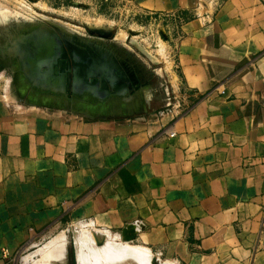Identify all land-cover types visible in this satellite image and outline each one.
Returning <instances> with one entry per match:
<instances>
[{
	"label": "crops",
	"instance_id": "obj_1",
	"mask_svg": "<svg viewBox=\"0 0 264 264\" xmlns=\"http://www.w3.org/2000/svg\"><path fill=\"white\" fill-rule=\"evenodd\" d=\"M125 1L164 22L162 83L132 56L137 93L87 105L0 57V264L64 221L132 226L175 264H264V0Z\"/></svg>",
	"mask_w": 264,
	"mask_h": 264
},
{
	"label": "rangeland",
	"instance_id": "obj_2",
	"mask_svg": "<svg viewBox=\"0 0 264 264\" xmlns=\"http://www.w3.org/2000/svg\"><path fill=\"white\" fill-rule=\"evenodd\" d=\"M0 12L2 13L0 42H11L12 36L21 26L29 27L39 24L49 29H59L61 32L64 29L82 39H88L85 24L109 27L112 33L111 42L116 48H127L131 57L134 56L146 62L147 60L128 44L131 38L137 40L145 51L159 60L155 71L160 77H155V85L164 80L158 68L165 58V53L161 52L163 46L161 40L166 35L164 31L162 32L164 22L161 19L139 15L125 0H0ZM13 26L16 27L11 29ZM6 32L7 35H5ZM27 84L33 88L31 82ZM154 89L159 93L163 91L158 87ZM83 233L92 240L97 238L98 245L107 240L113 245L134 246L139 250H147L144 251L147 259L143 258L142 264H175L154 256L149 248L140 244L135 238L125 241L120 236V232L94 228L85 221H64L45 233L35 235L17 255L13 264H106L103 260V263L101 260H93L89 254H85L86 257L77 256V249L74 248L76 247L75 236L78 238ZM93 236L96 237L93 238Z\"/></svg>",
	"mask_w": 264,
	"mask_h": 264
},
{
	"label": "water",
	"instance_id": "obj_3",
	"mask_svg": "<svg viewBox=\"0 0 264 264\" xmlns=\"http://www.w3.org/2000/svg\"><path fill=\"white\" fill-rule=\"evenodd\" d=\"M84 28L86 36L94 39H82L45 25L36 27L41 35L36 44L31 42L33 38L24 35L21 45L32 43L35 47L29 54L28 63L21 61V64L29 65V76L50 82L53 89L51 94L59 97L69 94L73 101L86 102L87 105L113 104L128 93H137L146 80L131 53L113 45L109 27L85 24ZM17 41L0 42V53L17 49ZM128 44L150 64L159 63L137 40L130 38ZM10 60L13 64L18 59L15 55ZM125 232L127 235H124ZM120 234L124 239L132 240L136 231L128 226Z\"/></svg>",
	"mask_w": 264,
	"mask_h": 264
},
{
	"label": "bare ground",
	"instance_id": "obj_4",
	"mask_svg": "<svg viewBox=\"0 0 264 264\" xmlns=\"http://www.w3.org/2000/svg\"><path fill=\"white\" fill-rule=\"evenodd\" d=\"M1 12H0V15L2 14ZM2 25H4V24H2ZM38 25H32L29 27H24V26L22 27L21 26V28L18 30V32L15 35H13L12 39H11V42L14 39H18V41H17L18 42V44H17L18 48L15 50L10 49L5 53L2 52V53H0V55H3V56H6V55L15 56L16 55L17 59H20L21 61L28 63L27 59L29 58V54L32 53L33 48H35L32 45V43L35 42V44H36V42L41 37V35H39L40 31L36 30V27ZM46 30H49V29H46ZM49 31H51V30H49ZM62 32H64L65 34H69V35L71 34L69 31L64 30V29L62 30ZM24 35H27L29 38H33L31 41L32 43H30L29 45H27V44L21 45V39L25 38ZM88 39L92 40L94 38L88 37ZM88 39H86V40H88ZM119 39H120V37H119ZM97 41L101 42L100 40H97ZM21 47L23 48L22 52H21ZM30 73H31V69H30L29 65L28 64H24V65L21 64V79H27V80H31V81L33 80L35 82H39L41 80V79L37 78V76L31 78V76H29ZM43 82L46 83V81L43 80L42 85H44ZM84 232H87V231H84ZM124 235H127L126 232L124 233ZM120 236L123 238L122 235H120ZM95 237L93 236V238H95ZM75 239H76V247H74V248L77 249V256H80V257L85 256L86 257L85 254H87V255L89 254V256H91L93 260H101V261L103 260L106 264H142L143 258H146L145 252L147 250L146 251L145 250H139V249L134 248V246L130 247V246H126V245L125 246L124 245L119 246L117 244L113 245L110 242H107V240H105V242L103 244L98 245L97 241H96L97 238H95V240H92V239L88 238L84 233L80 234V236L78 238H76V236H75ZM123 240L129 241L131 239L126 240L123 238ZM103 261L101 263H103Z\"/></svg>",
	"mask_w": 264,
	"mask_h": 264
},
{
	"label": "built area",
	"instance_id": "obj_5",
	"mask_svg": "<svg viewBox=\"0 0 264 264\" xmlns=\"http://www.w3.org/2000/svg\"><path fill=\"white\" fill-rule=\"evenodd\" d=\"M222 93V91H221ZM261 222H260V230H259V233H264V206L261 208ZM2 254V257H6L8 255V252L6 250H3L1 252Z\"/></svg>",
	"mask_w": 264,
	"mask_h": 264
},
{
	"label": "flooded vegetation",
	"instance_id": "obj_6",
	"mask_svg": "<svg viewBox=\"0 0 264 264\" xmlns=\"http://www.w3.org/2000/svg\"><path fill=\"white\" fill-rule=\"evenodd\" d=\"M3 69V67H2V65L0 64V70H2Z\"/></svg>",
	"mask_w": 264,
	"mask_h": 264
}]
</instances>
